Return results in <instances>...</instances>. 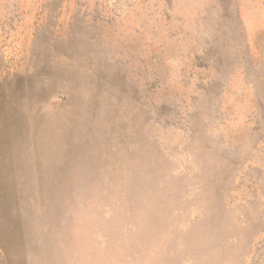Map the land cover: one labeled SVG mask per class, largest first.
<instances>
[{
	"label": "rangeland",
	"instance_id": "rangeland-1",
	"mask_svg": "<svg viewBox=\"0 0 264 264\" xmlns=\"http://www.w3.org/2000/svg\"><path fill=\"white\" fill-rule=\"evenodd\" d=\"M0 264H264V0H0Z\"/></svg>",
	"mask_w": 264,
	"mask_h": 264
}]
</instances>
